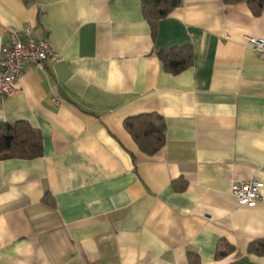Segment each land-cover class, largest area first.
Instances as JSON below:
<instances>
[{
  "label": "crops",
  "instance_id": "1",
  "mask_svg": "<svg viewBox=\"0 0 264 264\" xmlns=\"http://www.w3.org/2000/svg\"><path fill=\"white\" fill-rule=\"evenodd\" d=\"M29 28L58 60L27 66L0 122L39 130L43 156L0 160V264H264V8L181 0L153 31L141 0H0V57ZM190 45L167 71L158 52ZM56 99V102L52 100ZM157 113L166 142L143 152L126 118ZM256 178L242 206L235 182ZM235 247L216 259L217 244Z\"/></svg>",
  "mask_w": 264,
  "mask_h": 264
},
{
  "label": "trees",
  "instance_id": "2",
  "mask_svg": "<svg viewBox=\"0 0 264 264\" xmlns=\"http://www.w3.org/2000/svg\"><path fill=\"white\" fill-rule=\"evenodd\" d=\"M227 3H237L242 0H224ZM255 14L264 8V0H247ZM143 14L156 30L158 22L167 17L174 9L181 6V0H141ZM164 68L178 74L193 63V50L190 45L174 47L158 52ZM125 128L132 135L139 148L148 155L159 152L166 142V122L157 113H143L130 116L124 121ZM43 139L39 130L29 122L18 120L0 122V160L4 159H35L43 156ZM235 247L227 240L220 239L217 244L216 259L228 257ZM248 253L264 256V237L249 243ZM190 264H200L196 254L190 256ZM230 264H243L232 262Z\"/></svg>",
  "mask_w": 264,
  "mask_h": 264
},
{
  "label": "built area",
  "instance_id": "3",
  "mask_svg": "<svg viewBox=\"0 0 264 264\" xmlns=\"http://www.w3.org/2000/svg\"><path fill=\"white\" fill-rule=\"evenodd\" d=\"M247 44L264 59V37L248 36ZM59 54L48 39H36L29 28L23 35L13 32L0 57V95L10 96L18 90L27 66L44 69L47 59L58 60ZM56 102V99L52 100ZM232 193L242 206H254L261 198V182L256 178L235 182Z\"/></svg>",
  "mask_w": 264,
  "mask_h": 264
}]
</instances>
